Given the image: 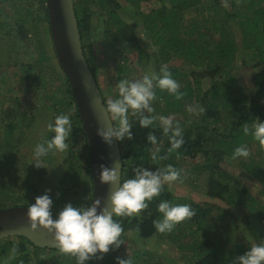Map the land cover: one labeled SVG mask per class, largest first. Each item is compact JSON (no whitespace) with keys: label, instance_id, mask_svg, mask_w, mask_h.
Listing matches in <instances>:
<instances>
[{"label":"trees","instance_id":"16d2710c","mask_svg":"<svg viewBox=\"0 0 264 264\" xmlns=\"http://www.w3.org/2000/svg\"><path fill=\"white\" fill-rule=\"evenodd\" d=\"M24 1L20 4V10L15 12L17 22L20 21L17 30L21 32L24 28L22 20H26L28 15L34 24L47 22L46 31L52 37L46 0ZM143 1L149 0H75L83 48L98 82L99 65L92 41V5L101 6V10L106 12L102 19L104 48L105 54H109L107 61H112L114 65L116 86L115 91L111 88L108 95L99 82L105 102L118 97L117 85L121 79H126V62L134 52L139 57L148 55L153 59L154 56L157 69H160L159 62L167 64L173 77L179 81L180 90L185 93L177 100L167 90L156 88V99L151 102L154 112L146 114L172 115L175 121H179L184 144L171 152L169 138L163 134L159 120H155L151 127L140 126L139 113L134 117L130 110L132 138L119 140L122 148V179L132 178L138 165L156 171L172 164L181 170L179 161L183 158L201 159L195 162V168L205 178V194L214 200L188 202L171 192L165 184L160 195L149 202L148 209L142 210L139 216L114 217L124 229L121 237L124 243L104 254L103 259L93 258L85 264H117V256H131L134 264H233V259L243 255L253 243H264V200L252 195L228 170V166L237 160V166L244 167L250 172L251 178L258 179L264 186V146L243 131L244 124L252 127L256 119L264 122V0H243L234 13L223 7L222 0H160V6L150 11L142 9ZM16 2L19 3V0ZM229 4L234 6V0ZM220 8L225 12L217 15ZM119 9L126 10L125 17L118 12ZM206 10L208 14H204ZM1 12L0 7V15ZM194 12L195 17L187 19V14ZM201 16L206 23L211 18V23L205 25L200 20ZM5 25L10 23L0 19V27L4 28ZM7 32L10 34L12 30L8 29ZM53 48V55L57 57ZM46 53L47 50L44 55ZM41 57L27 63L25 73L17 79L29 90L47 89L48 82L53 79L47 77L45 71L48 67L41 64ZM174 59L182 60L184 65L168 64ZM60 76L65 81V88L60 90L62 97H57L56 93L46 94V102L53 109L54 119L60 114H70L75 133L72 131L66 141L71 143L67 168L60 176H52L55 179L58 177L55 194L51 196L53 215L58 214L69 202L74 206L87 205L93 196L89 143L71 84L62 68ZM207 83L210 86L205 88ZM189 106L194 111L189 112ZM113 122L114 125L117 123L116 120ZM15 127L16 122H11L10 130ZM149 132L156 134L157 145L147 140ZM75 134L84 136L82 146L76 143L78 139H74ZM53 135L51 132L49 138ZM240 145H246L249 149L256 145L260 151L259 160L253 156L233 160L232 154ZM3 146L0 143V150ZM156 148H159L160 158L153 160L152 152ZM9 156L0 153V162H8ZM40 172L44 174L45 171L43 169ZM51 172L55 173L56 170ZM3 188L0 184V203L3 194H6ZM162 200L172 204H189L196 213L179 223L172 232L162 234L181 248L179 258L167 260L152 249L132 250L133 246L127 243L130 236L146 240L161 234L155 229L153 221L162 217L158 211V204ZM236 210L240 223L234 221L231 224L234 227L229 232L220 231V226L224 225L223 219ZM214 216H218L217 223L211 221ZM183 234L191 235L192 241L182 242L185 238ZM14 245L17 251L13 255L11 249ZM7 258L11 260L8 264H76L75 256L56 248L39 247L19 235L0 240V264H6Z\"/></svg>","mask_w":264,"mask_h":264},{"label":"rangeland","instance_id":"374dc122","mask_svg":"<svg viewBox=\"0 0 264 264\" xmlns=\"http://www.w3.org/2000/svg\"><path fill=\"white\" fill-rule=\"evenodd\" d=\"M16 1L18 0H0V7L2 10L0 19L10 23V25H5L4 28L0 27V143L4 145L0 153L6 154V156L10 155L8 162H0V184L4 187L2 191L6 193L3 194L4 197L2 203H0V208L17 204L30 205L32 202H35L37 196L43 195L48 189H51L49 193L50 196L55 194L53 192L54 188L58 185V177L55 179V177L52 178V176H60L64 173L68 165L69 149L71 145V143L68 144V148L64 151L53 150L46 157H42L41 161L44 167H37L35 163H33L35 160V146L46 139H50L49 135L51 131L48 129L47 125L51 120H55L53 117V109L49 107L50 103L46 102L45 96L46 94L56 93L57 97L59 96L61 98L62 94L60 90L65 88V81L63 77L60 76L62 67L59 64V60L53 55L54 44L51 35L46 31L48 26L47 22L40 21L34 24L30 20L31 17L27 15L26 20H22L24 28L19 32L17 26L20 21L18 20L17 22V14H15V12L20 10L21 2L25 1L19 0V3ZM232 1L233 0H228L229 3ZM241 1L243 0H234L235 5H231L226 9L234 13L236 11L235 8H237ZM159 2L160 0L143 1L141 2V7L145 11H150L152 8L159 7L161 4ZM209 3L210 1L206 2L207 5ZM262 4H264V2H262ZM26 5L27 4H23V6ZM213 10L214 9L210 10V12ZM125 11L126 10L119 9L118 12L125 17ZM92 12L94 15V34L92 41L94 42L93 48L95 49L97 64L99 65L98 80L102 89L110 95L109 92L111 88L115 91L116 78L114 75H116V73L114 71L113 62L107 61V55L109 54H105L106 49L104 48V23L102 19L106 12L101 10V6L96 5H92ZM224 12L225 10H221L220 8L216 14L219 15ZM194 13L195 14H187V19L195 17L196 12ZM208 13V10L204 12V14ZM202 16L201 18L199 17L201 21H203ZM207 21L209 23L204 21L203 23L205 25L210 24L211 18H208ZM8 29L12 30L10 34L7 32ZM239 30L241 31V29ZM239 41H241V39ZM46 50L48 53L44 55ZM41 55L44 56L41 57ZM39 57H41L42 60L41 64L48 67H45L47 77H52L53 79H50L48 82L47 89L41 88L33 91L26 88V85L23 83H18L17 79L22 73H25L27 63H32ZM152 58L153 59L148 55L139 57V54L135 52L130 54L126 62L128 73H125V78L139 79L146 73H159V69L156 68L155 63L157 59L154 56ZM120 62L122 63V61ZM170 63L184 65L183 61L180 59H174L168 64ZM158 64L160 66L163 65L161 62ZM40 67L38 71H40ZM109 75L113 76V78H110ZM245 76H247V74ZM207 82H209V80H207ZM209 84L210 83H207L205 88L209 87ZM5 95L7 97H4ZM16 98H19V100ZM144 114H147V110H144ZM13 121L16 122L17 127L10 130V123ZM7 129L9 130L7 131ZM74 133L75 131H73V134ZM73 137L74 139H78L76 143L82 146L84 136L75 134ZM249 150V156H253L259 160L260 156L258 154L260 151L257 149V146L253 145ZM200 160L201 159L194 160L187 157L179 161L181 180L173 183L171 192L177 196L184 197L188 202L214 200L205 194V178H202L195 168V162ZM237 163L239 162L236 160L234 164L229 165L228 170L237 177L243 186L249 189L252 195L258 199L264 200L263 184L258 179L251 178L250 172L248 170L246 171L244 167L237 166ZM43 169L45 172L41 174L40 170L42 171ZM53 169L56 170L55 173L51 172ZM37 181L38 183H35ZM236 212L232 215H227V217L223 219L224 225L220 226V231L229 232L234 227V225L231 226L234 221L237 224L240 223L238 211L236 210ZM217 217L218 216H214L211 221L217 223ZM225 223H229L230 225L226 226ZM201 234H203L202 230ZM183 235L185 238L182 242L187 243L192 241L193 238L191 235ZM127 243L133 246L132 250L136 248L152 249L167 260L180 257L179 252L181 248L176 242L172 243L162 234L146 240H137L134 236H130V240L127 241ZM10 261V258H7L6 264Z\"/></svg>","mask_w":264,"mask_h":264},{"label":"clouds","instance_id":"9594fccd","mask_svg":"<svg viewBox=\"0 0 264 264\" xmlns=\"http://www.w3.org/2000/svg\"><path fill=\"white\" fill-rule=\"evenodd\" d=\"M223 6L229 8L228 0H222ZM60 63V62H59ZM61 65V64H60ZM119 95L115 99H108L105 112L110 120L117 123L110 128H98L97 133L107 143H112V138L123 140L125 137L132 138L133 123L129 119L131 110L132 116L139 113V125L151 127L155 120H159L163 134L168 136L171 147L169 152L180 148L184 144L182 128L179 121H175L172 115H146L154 112L152 103L156 99L155 89L167 90L177 100L181 99L185 93L180 90L181 85L176 80L167 64L160 66L159 74L146 73L139 79H121L117 85ZM188 111L194 109L189 106ZM48 129L54 133L50 139L38 143L34 149L35 160L33 163L37 167H44L41 158L46 157L53 150L64 151L68 148L66 142L72 135L73 124L70 114H60L56 116L54 123L47 125ZM244 133L251 134L254 140L264 146V122L256 119L252 127L243 125ZM171 133V135H169ZM147 140L152 145H157L158 138L155 133L149 132ZM159 148L152 152V159L157 160ZM250 150L246 145L235 148L232 159L248 157ZM101 182L115 186L118 179L119 186L110 194L109 207H101L102 200L95 198L87 205L74 206L67 203L64 208L53 217V199L49 195L51 189L45 191L43 195L37 196L35 203L27 207V218L30 228L35 231L40 227L47 229L54 234V240L61 252L71 254L76 257V264H85L86 261L103 259V255L111 250L117 249L123 244L122 233L124 229L121 222L114 217L139 216L142 210L148 209L149 202L159 196L167 184L172 190L173 183L181 180V170L168 164L165 167L151 171L143 165L136 167L135 175L132 178L121 179L115 167L108 168L101 166ZM158 211L162 217L153 221V225L158 233H170L176 226L192 218L196 213L189 204H172L168 200H162L158 204ZM17 251L14 245L11 253ZM99 254V255H98ZM117 264H134L133 258L116 257ZM233 264H264V243H253L243 254L233 259Z\"/></svg>","mask_w":264,"mask_h":264},{"label":"water","instance_id":"95a60500","mask_svg":"<svg viewBox=\"0 0 264 264\" xmlns=\"http://www.w3.org/2000/svg\"><path fill=\"white\" fill-rule=\"evenodd\" d=\"M46 4L55 52L71 84L89 143L93 178L92 200L99 198L102 200L101 207L110 209V194L119 186L120 180L118 179L115 186L102 183L101 166L115 167L122 179V148L115 137L109 144L98 135L97 130L113 127L114 122L105 112L104 94L85 55L75 12V0H46ZM28 206L23 204L0 208V240L19 235L25 236L39 247L59 249L53 233L43 227L35 231L30 228L26 215Z\"/></svg>","mask_w":264,"mask_h":264}]
</instances>
